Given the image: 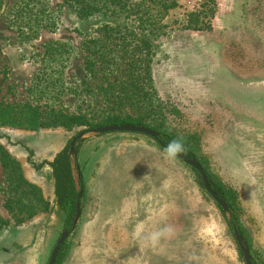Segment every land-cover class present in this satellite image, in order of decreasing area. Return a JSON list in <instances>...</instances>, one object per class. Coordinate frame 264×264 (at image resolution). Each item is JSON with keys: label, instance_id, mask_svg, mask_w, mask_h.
<instances>
[{"label": "rangeland", "instance_id": "1", "mask_svg": "<svg viewBox=\"0 0 264 264\" xmlns=\"http://www.w3.org/2000/svg\"><path fill=\"white\" fill-rule=\"evenodd\" d=\"M16 1L0 14V101L102 123L113 81L104 74L108 38L132 24L83 21L65 0H49L58 30L28 39L9 25ZM179 3L161 22L167 35L153 43L164 116L147 124L181 138L215 183L236 192L244 243L264 264V193L255 165L264 162V0H217L211 32L184 31L186 14L201 0ZM98 57L103 65L91 67ZM121 113L135 117L128 108ZM88 129L0 127V145L34 187L17 189V173L0 163V264H48L64 215L44 163ZM113 135L102 146L89 137L77 144L81 215L62 264H244L226 218L190 167L149 137Z\"/></svg>", "mask_w": 264, "mask_h": 264}, {"label": "trees", "instance_id": "2", "mask_svg": "<svg viewBox=\"0 0 264 264\" xmlns=\"http://www.w3.org/2000/svg\"><path fill=\"white\" fill-rule=\"evenodd\" d=\"M65 1L83 21L103 18L113 22L126 23L127 26L130 23L132 24V28L126 30H113L117 33L116 37L110 36L108 38L107 48L109 53L105 57L104 65L107 68H105L104 74L107 77L105 79L112 77L113 81L108 83L109 92L105 93L107 97L103 102L105 104V115L102 123L93 124L84 117L67 115L53 109L41 110L27 103L6 104L0 101V127L28 131L59 127L72 131L77 127L97 129L109 125L144 127L158 133L159 142L167 150L194 159L191 150L186 148L185 142L181 138L167 132L163 127L156 128L147 124L151 116L156 119H158V116H164L163 106L160 104L154 88L152 65L155 51L153 43L158 37L167 35L165 31L167 26L161 22L167 17L170 10L180 7V0H141V2L132 0ZM7 3L8 0H0V14ZM217 10V0H201L195 10L186 14L182 29L190 32H211ZM55 14L49 6V0H17L9 11V25L30 39L36 37L43 30L57 31L58 24L55 20ZM92 60L90 66L94 68H98V64L102 66L104 63L102 58L99 57L97 62L94 59ZM96 71L99 70L96 69ZM124 108L132 110L135 117L133 115L122 117L121 112ZM77 150L78 146L75 147L76 152ZM74 160L75 165L73 167L69 158L68 143L55 155L51 162L44 163L51 170L56 205L64 215L62 231L69 233L72 231L77 203V190L73 178L74 169L77 170L80 176L79 185L82 187V173L76 156ZM0 163L5 170L17 173V189L22 190L26 186L34 189L19 174V164L9 156L1 145ZM198 163L203 167L211 188L227 204L233 224L245 240L236 216L237 211L240 210L236 192L215 183L204 166L200 162ZM42 165L35 166V169H40ZM193 173L198 185L203 190L198 173L194 170ZM228 228L231 230L229 225ZM65 249L66 243L64 242L55 264H62ZM239 255L242 257L241 252H239ZM251 259L253 264H259L252 255Z\"/></svg>", "mask_w": 264, "mask_h": 264}, {"label": "water", "instance_id": "3", "mask_svg": "<svg viewBox=\"0 0 264 264\" xmlns=\"http://www.w3.org/2000/svg\"><path fill=\"white\" fill-rule=\"evenodd\" d=\"M114 133H126V134H139L144 135L146 137H149L153 139L157 144L165 151H167L169 154L176 157L178 160H180L182 163L190 167L192 170L196 171L200 177V181L203 187L204 192L213 200V202L221 209L223 216L227 220V224L231 227L233 231V236L235 239V242L239 248V251L242 254L244 264H253L250 252L248 248L246 247L244 240L240 233L237 231L235 225L233 224L232 216L229 212V208L225 201L217 195V193L211 188V185L209 184V181L207 179V176L205 174V171L203 167L193 158H188L181 153L167 150L160 142H159V134L155 131L144 128V127H135L130 125H123V126H117V125H109L105 127H100L97 129H88L79 132L69 143V158L71 159V165L74 167L75 162V156L76 151L75 147L77 146L78 142L85 138L95 137V136H102L107 134H114ZM73 178L77 190V203H76V210H75V216L72 224V231L75 230L77 223L80 219L81 215V200H82V190L79 185L80 176L76 169L73 170ZM69 232L64 231L62 232L59 240L57 241L54 249L52 250V253L49 257L48 264H55L57 256L59 254V251L61 250L65 240L69 236Z\"/></svg>", "mask_w": 264, "mask_h": 264}, {"label": "crops", "instance_id": "4", "mask_svg": "<svg viewBox=\"0 0 264 264\" xmlns=\"http://www.w3.org/2000/svg\"><path fill=\"white\" fill-rule=\"evenodd\" d=\"M119 134H121V133H119ZM123 134V133H122ZM102 136H105V137H103L102 138ZM102 136H95V137H90L89 138V143H91V144H96V145H98V146H102V144H105V141H108L109 140V142H111V141H113V139L115 140L116 139V137L115 136H117V135H113V134H107V135H102ZM159 146V145H158ZM160 147V146H159ZM161 148V147H160ZM162 149V148H161ZM163 150V149H162ZM165 151V150H164ZM166 152V151H165ZM258 152V151H257ZM167 153V152H166ZM256 159V157H254V162H256V163H258L259 161L257 160H255ZM253 162V163H254ZM263 164L262 165H259V163L258 164H255V165H257V168H256V170H257V173L259 172V170L261 171V176H262V185H263V193H264V162H262ZM96 165H98V163H96ZM250 165H252V163L250 164ZM256 173V174H257Z\"/></svg>", "mask_w": 264, "mask_h": 264}]
</instances>
